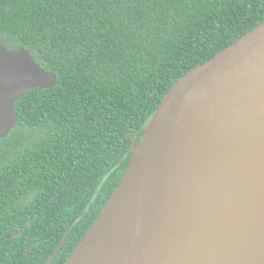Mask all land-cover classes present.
Returning <instances> with one entry per match:
<instances>
[{"label": "trees", "instance_id": "1", "mask_svg": "<svg viewBox=\"0 0 264 264\" xmlns=\"http://www.w3.org/2000/svg\"><path fill=\"white\" fill-rule=\"evenodd\" d=\"M262 21L264 0H0V43L58 79L0 142V264H48L69 231L64 264L167 91Z\"/></svg>", "mask_w": 264, "mask_h": 264}, {"label": "water", "instance_id": "2", "mask_svg": "<svg viewBox=\"0 0 264 264\" xmlns=\"http://www.w3.org/2000/svg\"><path fill=\"white\" fill-rule=\"evenodd\" d=\"M57 84L28 49L0 43V142L17 101ZM130 150L64 264H264V21L180 77Z\"/></svg>", "mask_w": 264, "mask_h": 264}]
</instances>
